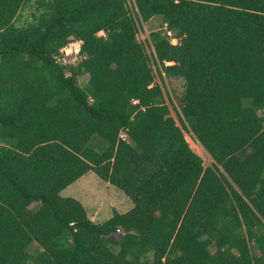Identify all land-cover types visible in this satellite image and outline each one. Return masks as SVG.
Instances as JSON below:
<instances>
[{"label":"trees","instance_id":"1","mask_svg":"<svg viewBox=\"0 0 264 264\" xmlns=\"http://www.w3.org/2000/svg\"><path fill=\"white\" fill-rule=\"evenodd\" d=\"M0 264H264V0H0Z\"/></svg>","mask_w":264,"mask_h":264},{"label":"rangeland","instance_id":"2","mask_svg":"<svg viewBox=\"0 0 264 264\" xmlns=\"http://www.w3.org/2000/svg\"><path fill=\"white\" fill-rule=\"evenodd\" d=\"M30 11L31 10L25 11L24 18L28 20L31 19ZM160 28V19L155 18L149 24L145 25L144 31L140 33L139 38L141 40L147 39L152 30H158ZM76 46L79 47L80 44L77 43ZM71 50H73V48L71 49L70 45L67 47V51L70 52ZM67 73L69 74L70 72L68 71ZM88 79L89 76L87 74L81 76L79 78V84L84 85ZM182 90L183 83L181 81L174 79L170 81L169 91L171 94L176 95ZM172 114L179 123L175 111H172ZM186 136L194 151L203 157L204 165H210L213 160L203 146L199 142L192 140L189 135ZM62 194L80 200L86 208L88 216L93 221L99 223H103L112 217L114 210L125 213L133 207L131 200L122 191L101 180L94 172H90L80 178L77 182L64 190ZM30 250H34V247L30 248Z\"/></svg>","mask_w":264,"mask_h":264},{"label":"built area","instance_id":"3","mask_svg":"<svg viewBox=\"0 0 264 264\" xmlns=\"http://www.w3.org/2000/svg\"><path fill=\"white\" fill-rule=\"evenodd\" d=\"M169 35L172 36V33L169 32ZM172 42L177 43V40L172 39ZM77 43L80 44L79 47L76 46ZM70 45H71V49L73 48V50H71L70 52L67 51V48L62 50L63 52H65V57L62 58L63 64L77 63V61L79 60V55L81 52V42H74ZM70 56H72V57L67 58Z\"/></svg>","mask_w":264,"mask_h":264}]
</instances>
